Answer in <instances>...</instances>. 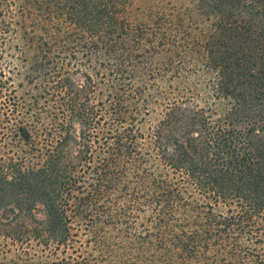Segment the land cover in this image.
Listing matches in <instances>:
<instances>
[{"label":"trees","instance_id":"trees-1","mask_svg":"<svg viewBox=\"0 0 264 264\" xmlns=\"http://www.w3.org/2000/svg\"><path fill=\"white\" fill-rule=\"evenodd\" d=\"M134 1L0 0V264H264V0Z\"/></svg>","mask_w":264,"mask_h":264},{"label":"rangeland","instance_id":"rangeland-1","mask_svg":"<svg viewBox=\"0 0 264 264\" xmlns=\"http://www.w3.org/2000/svg\"><path fill=\"white\" fill-rule=\"evenodd\" d=\"M173 7L186 9L187 11H192L193 4L190 0H135L130 6H128L126 10V16L129 20H137L142 21L150 18L151 14L153 15L152 18H156L163 11L167 12L168 9H172ZM159 12V13H158ZM177 59L173 62L174 67L178 66L181 74L174 80V85L179 87L182 90L183 86H187L190 84L193 86V82H198V76L192 75L189 78H186L187 74L185 71H193L198 67L195 65V62L188 61V56H182L179 54L175 56ZM184 57V58H183ZM181 58V62L177 61ZM164 63V62H163ZM166 63V62H165ZM156 68H159L161 71L163 69V65H155ZM185 70V71H184ZM189 72V71H188ZM168 77V75H167ZM144 78V87L146 88L147 85L150 87L149 90L145 91L144 94H149L151 103L148 106V111H145V122L143 124V131L150 132L149 127L153 126L156 122V119L161 118L162 110L164 106L159 105L157 102H165L168 98V91L167 89V82L166 80H152ZM169 81V80H168ZM146 84V85H145ZM154 100V101H153ZM153 102H156L153 103ZM201 104V103H200ZM155 105V106H154ZM158 105V106H156Z\"/></svg>","mask_w":264,"mask_h":264}]
</instances>
